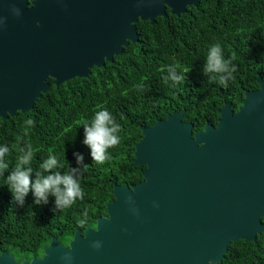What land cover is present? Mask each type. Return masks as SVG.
Listing matches in <instances>:
<instances>
[{"label":"water","instance_id":"1","mask_svg":"<svg viewBox=\"0 0 264 264\" xmlns=\"http://www.w3.org/2000/svg\"><path fill=\"white\" fill-rule=\"evenodd\" d=\"M204 0H0V118L26 113L50 89L86 78L139 41L136 23L179 16ZM19 9L15 15L12 9ZM236 113L193 131L184 110L141 127L132 186H113L107 215L40 258L0 264H219L228 245L264 232V81ZM99 241L100 248L93 242ZM66 257L68 259H66Z\"/></svg>","mask_w":264,"mask_h":264},{"label":"trees","instance_id":"2","mask_svg":"<svg viewBox=\"0 0 264 264\" xmlns=\"http://www.w3.org/2000/svg\"><path fill=\"white\" fill-rule=\"evenodd\" d=\"M136 30L139 41L129 43L112 62L58 87L49 78L50 89L31 110L0 118V145L10 148L9 172L19 148L30 143L35 150L34 171L55 154L64 165L61 172L82 168L79 178L85 193L63 210L55 208L51 196L47 204H34L31 192L20 206L6 186L9 172H5L0 176V253L4 250L18 262L29 261L43 255L51 237L67 245L75 231L83 234L85 228H94L114 200L113 186L130 187L142 180L146 167L133 166L141 127L182 110V121L191 123L194 132L207 123L214 126L224 103L236 109L244 93L258 87L256 73L264 78V0H204L179 16L157 17L153 24L139 20ZM215 43L222 46L225 59L235 54L237 72L227 87L210 83L202 72L208 48ZM176 62L191 71L183 82L165 83L167 66ZM99 106L106 107L121 126V142L108 150L110 159L102 165L92 162L81 127ZM27 119L35 125L27 126ZM74 153L83 156L82 165ZM219 264H264V232L252 242H231Z\"/></svg>","mask_w":264,"mask_h":264},{"label":"clouds","instance_id":"3","mask_svg":"<svg viewBox=\"0 0 264 264\" xmlns=\"http://www.w3.org/2000/svg\"><path fill=\"white\" fill-rule=\"evenodd\" d=\"M15 15H19V9H12ZM235 54L225 59L223 48L219 43L209 46L202 72L208 77L210 83L218 82L227 87L228 82L235 79L234 73L237 67L233 64ZM167 75L163 78L165 83L168 81L178 84L186 80L190 68L181 66L179 62L167 66ZM27 126H34L35 121L27 119ZM83 144L90 150L92 162L104 164L110 159L108 150L118 146L121 142L119 133L121 126L113 114L104 106H99L90 119L82 122ZM80 127V128H81ZM10 148L7 144L0 145V176L9 172L10 165L7 157ZM20 155L17 162L6 177L8 187L13 201L23 206L25 198L31 192L34 204H47L49 196L54 198L55 208L63 210L70 208L77 200L84 198V191L81 187L80 174L82 168H70L67 172H61L64 165L55 154H49L40 164V170L34 171L32 162L35 157V150L32 145L26 144L19 148ZM78 165L83 164V156L79 153L73 154ZM84 165L83 168H86ZM85 221H81V227ZM94 248H100V242L95 241ZM66 259H68L66 257ZM211 264V262H209Z\"/></svg>","mask_w":264,"mask_h":264},{"label":"flooded vegetation","instance_id":"4","mask_svg":"<svg viewBox=\"0 0 264 264\" xmlns=\"http://www.w3.org/2000/svg\"><path fill=\"white\" fill-rule=\"evenodd\" d=\"M169 13V10L167 9V14ZM170 14V13H169ZM167 17V16H166ZM165 17V18H166ZM256 75H257V77H256V83H257V85H258V87L257 88H255V89H253V90H250V91H255V90H258L259 88H260V85L258 84V82H257V79H258V76H260V75H258V73H256ZM261 78H262V80L264 81V78L262 77V76H260ZM250 91H246V92H250ZM245 92V93H246ZM245 93H244V96H245ZM244 96H243V98L241 99V102H240V104L237 106V108L236 109H232L233 110V112L234 113H236L237 111H238V109L242 106V101H243V99H244ZM225 104V103H224ZM223 107V106H222ZM221 107V108H222ZM220 108V109H221ZM220 109H218V111L220 110ZM219 114V113H218ZM220 117V116H219ZM219 117H218V119H217V122H216V124L214 125V127H216V125H217V123H218V120H219ZM202 130V129H201ZM8 253V252H7ZM9 255H11L10 253H8ZM13 256V255H12ZM14 257V256H13ZM42 257V256H41ZM15 258V257H14ZM40 258V257H39ZM16 260V259H15ZM17 261V260H16ZM30 261V260H29ZM18 262V261H17ZM21 262V261H20ZM20 262H18V263H20Z\"/></svg>","mask_w":264,"mask_h":264}]
</instances>
